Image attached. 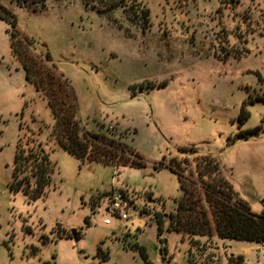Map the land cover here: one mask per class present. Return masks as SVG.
<instances>
[{
  "label": "rangeland",
  "instance_id": "1",
  "mask_svg": "<svg viewBox=\"0 0 264 264\" xmlns=\"http://www.w3.org/2000/svg\"><path fill=\"white\" fill-rule=\"evenodd\" d=\"M134 5L148 10L145 23ZM0 7L14 18L16 38L29 40L26 49L18 45L24 60L48 51L83 130L107 133L112 125L108 133L142 162L82 163L49 128L38 131L37 121L51 126L53 117L25 78L11 50L14 27L1 13L0 264H145L134 246L152 264H264L256 243L212 236L191 244L175 231L158 235L154 221L180 196L177 175L156 166L182 157L180 147L210 153L250 210L264 213V0H46L43 7L0 0ZM20 124L55 167L36 200L11 185L16 145L29 136ZM112 187L132 202L126 221L105 211Z\"/></svg>",
  "mask_w": 264,
  "mask_h": 264
},
{
  "label": "trees",
  "instance_id": "2",
  "mask_svg": "<svg viewBox=\"0 0 264 264\" xmlns=\"http://www.w3.org/2000/svg\"><path fill=\"white\" fill-rule=\"evenodd\" d=\"M38 3L43 7L46 0H38ZM134 6L131 7L133 13L145 23L148 10ZM7 16L14 27L10 32L11 50L20 59L26 80L41 94L53 117L51 126L37 121L38 131L49 128V136L54 143L82 163L99 162L114 168L142 166L138 153L122 142L120 137L115 139L114 133H88L83 130L68 81L56 72L48 51L44 52L42 58H31L30 62L24 60L18 45L21 43L26 49L29 40L25 37L24 41L16 38L18 32L15 30L14 18L0 7V17L7 19ZM20 126L26 129L29 136L27 139L20 138L16 145L11 185L16 190H22L30 200H36L50 188L55 167L42 144L34 138L36 133L27 124ZM259 129L247 130L239 136L248 139ZM178 151L182 157L171 158L168 163L160 162L156 166L166 167L175 173L180 190L173 212H157L154 215L158 235L165 230L175 231L188 237L191 244H199L198 239H195L197 237L209 239L212 236L222 241L264 243V213L255 214L250 210L224 176L217 159L196 148L180 147ZM134 247L141 253L145 264H152L144 248ZM98 254L103 260L108 258V254H102L100 248ZM192 263L189 260V264Z\"/></svg>",
  "mask_w": 264,
  "mask_h": 264
},
{
  "label": "built area",
  "instance_id": "3",
  "mask_svg": "<svg viewBox=\"0 0 264 264\" xmlns=\"http://www.w3.org/2000/svg\"><path fill=\"white\" fill-rule=\"evenodd\" d=\"M107 130L113 131L114 127L109 125ZM103 204L105 211L110 213L111 216L117 218L120 221L128 220V211L132 206V202L126 195L124 191L118 189L116 187H112L110 191H108L103 197ZM110 219L105 218L104 223L106 225L110 224ZM259 253L264 256V243L259 244Z\"/></svg>",
  "mask_w": 264,
  "mask_h": 264
},
{
  "label": "water",
  "instance_id": "4",
  "mask_svg": "<svg viewBox=\"0 0 264 264\" xmlns=\"http://www.w3.org/2000/svg\"><path fill=\"white\" fill-rule=\"evenodd\" d=\"M70 233H71L72 237H76V235H77L76 230H74V229L71 230Z\"/></svg>",
  "mask_w": 264,
  "mask_h": 264
},
{
  "label": "crops",
  "instance_id": "5",
  "mask_svg": "<svg viewBox=\"0 0 264 264\" xmlns=\"http://www.w3.org/2000/svg\"><path fill=\"white\" fill-rule=\"evenodd\" d=\"M91 65H93V64H91ZM94 67V66H93ZM258 246H259V244H258Z\"/></svg>",
  "mask_w": 264,
  "mask_h": 264
}]
</instances>
